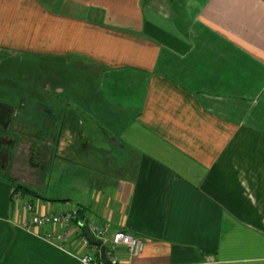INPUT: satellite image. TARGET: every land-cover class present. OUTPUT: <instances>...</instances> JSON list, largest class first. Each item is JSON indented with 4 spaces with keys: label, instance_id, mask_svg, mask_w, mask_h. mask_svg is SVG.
Returning <instances> with one entry per match:
<instances>
[{
    "label": "crops",
    "instance_id": "crops-1",
    "mask_svg": "<svg viewBox=\"0 0 264 264\" xmlns=\"http://www.w3.org/2000/svg\"><path fill=\"white\" fill-rule=\"evenodd\" d=\"M0 54L8 66L22 56L93 65L97 102L127 119L130 147L77 208L21 189L16 199L12 179H23L0 170V264H79L77 242L24 226L29 201L41 214L80 208L107 240L144 241L137 257L119 248L122 264H264V0H0ZM36 85L62 93L36 81L34 97ZM38 96L14 135L73 151L64 105L57 115Z\"/></svg>",
    "mask_w": 264,
    "mask_h": 264
},
{
    "label": "rangeland",
    "instance_id": "rangeland-1",
    "mask_svg": "<svg viewBox=\"0 0 264 264\" xmlns=\"http://www.w3.org/2000/svg\"><path fill=\"white\" fill-rule=\"evenodd\" d=\"M0 59V102L19 109L18 118L24 121L29 111L26 105L31 107L32 104L39 103L38 95L42 94L46 102H53L56 105L52 109L57 115L60 113V107L64 105L63 116H67V124L75 130L77 136L75 149L71 151L70 148H66L58 156L55 154L56 147L46 146L45 143L44 146L40 143L41 147L45 148L41 149L40 146L37 148L30 136L22 135L21 137L18 134V136L12 134V138L18 141L13 156L18 155V157L15 158L14 167L10 169L12 176L19 175L23 179L21 181L19 178H14L13 183L25 184L39 197L52 200L53 205L79 207L80 202L77 200L83 194V189L92 187L95 193L99 177L110 176L112 180L114 167L111 164V158L118 159L126 165L124 163L130 147L123 141L122 131L125 129L127 119L118 117L116 113H105L100 108L101 105L98 104L96 97L100 92L97 87L98 77L95 78L94 66L86 61L61 62L40 58L29 60L23 59L22 56L8 66L9 57L6 54H0ZM45 80L58 85L62 93H53V91L46 93L42 90L43 86L36 85L30 87L38 91L37 97H34L28 90L30 82ZM6 81L12 82L11 87H5ZM61 125L62 123L54 124L57 128ZM15 130L18 131V127L15 126ZM85 138L88 142H85ZM118 140L120 142H117ZM33 148H37V151H34L38 153L39 159L36 156L31 162L42 168L39 173L31 170L29 166V153ZM106 160H110V164Z\"/></svg>",
    "mask_w": 264,
    "mask_h": 264
},
{
    "label": "built area",
    "instance_id": "built-area-1",
    "mask_svg": "<svg viewBox=\"0 0 264 264\" xmlns=\"http://www.w3.org/2000/svg\"><path fill=\"white\" fill-rule=\"evenodd\" d=\"M16 199L23 197V192L16 191ZM25 210L28 212L29 222L24 226L28 229L37 228L45 231V237L52 241L58 242L62 245L69 244L70 241L77 242L78 246L84 248L79 254V264H104L100 247L92 244L88 240L85 233V226H87L91 233H95L97 239L102 241L106 247V256L110 264H122L120 260L119 248L125 247L130 258L137 257L144 252L145 242L132 235L125 234L118 231L114 234L111 240L106 239L107 230L93 222L92 224H85L80 216L79 209H70L62 213H39L36 211L37 205L32 202H25L23 204ZM94 235V234H93Z\"/></svg>",
    "mask_w": 264,
    "mask_h": 264
},
{
    "label": "flooded vegetation",
    "instance_id": "flooded-vegetation-1",
    "mask_svg": "<svg viewBox=\"0 0 264 264\" xmlns=\"http://www.w3.org/2000/svg\"><path fill=\"white\" fill-rule=\"evenodd\" d=\"M18 111L7 103L0 102V170L14 167V150L18 141L13 137L14 123L17 122Z\"/></svg>",
    "mask_w": 264,
    "mask_h": 264
},
{
    "label": "water",
    "instance_id": "water-1",
    "mask_svg": "<svg viewBox=\"0 0 264 264\" xmlns=\"http://www.w3.org/2000/svg\"><path fill=\"white\" fill-rule=\"evenodd\" d=\"M84 140H85V142H88V140H87L86 138H85ZM84 228H85V233H86V236H87L88 240H90V242H91L93 245L96 244L97 246H99V247L101 248V252H102V261H103V263H104V264H110V261L108 260V258H107V256H106V252H105L106 247L103 245L102 241L97 240V239L94 237V235H92L90 229H89L87 226H85Z\"/></svg>",
    "mask_w": 264,
    "mask_h": 264
},
{
    "label": "trees",
    "instance_id": "trees-1",
    "mask_svg": "<svg viewBox=\"0 0 264 264\" xmlns=\"http://www.w3.org/2000/svg\"><path fill=\"white\" fill-rule=\"evenodd\" d=\"M19 189H21L24 192V194H26V195L27 194H31V195L35 194V193H33V191L31 190L30 187H26L25 185H22V184H17L16 190H19ZM79 211L81 212L80 208H79Z\"/></svg>",
    "mask_w": 264,
    "mask_h": 264
}]
</instances>
